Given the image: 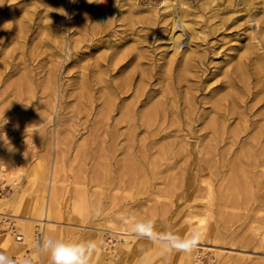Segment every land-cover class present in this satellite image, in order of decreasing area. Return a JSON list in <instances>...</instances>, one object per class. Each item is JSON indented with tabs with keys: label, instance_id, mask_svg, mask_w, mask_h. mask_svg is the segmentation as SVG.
Returning <instances> with one entry per match:
<instances>
[{
	"label": "rangeland",
	"instance_id": "374dc122",
	"mask_svg": "<svg viewBox=\"0 0 264 264\" xmlns=\"http://www.w3.org/2000/svg\"><path fill=\"white\" fill-rule=\"evenodd\" d=\"M162 1L0 0V26L22 23L34 37L27 51L38 40L48 42L37 48L40 58L19 66L21 53L14 58L11 52L17 40L0 54V186L6 190L0 196V253L50 264L36 247L41 237L51 236L91 243L89 264H264L259 189L241 180L234 185L235 161L215 171L214 134L204 127L212 114L199 122L194 114V130L183 126L182 112L170 114L177 120L161 132H134L126 123L113 127L120 110L103 117L101 99L90 108L72 84L77 65L112 48L144 53L140 67L160 64L164 74L171 68L183 74L191 54L198 61L206 52L212 70L220 64L225 69L234 47L264 40V0H178L160 7ZM180 17L185 26L176 31L172 25ZM90 43L99 46L90 49ZM74 45L86 50L78 62L70 57ZM216 77L199 97L210 96L208 86ZM195 82V77L187 81ZM152 84L158 86V80ZM97 118L105 127L94 126ZM236 121L230 129L237 128ZM230 139L219 150L228 148ZM243 139L233 146L235 154L245 152ZM228 156L235 160L234 153ZM223 197L234 203L221 205ZM193 240L198 243L190 248Z\"/></svg>",
	"mask_w": 264,
	"mask_h": 264
},
{
	"label": "bare ground",
	"instance_id": "6f19581e",
	"mask_svg": "<svg viewBox=\"0 0 264 264\" xmlns=\"http://www.w3.org/2000/svg\"><path fill=\"white\" fill-rule=\"evenodd\" d=\"M176 1L178 0H163L162 5H159L160 7L169 4L171 5ZM246 1L250 3L249 0ZM172 8L177 9L175 6H169V8L167 9L173 10ZM184 26V19H182L181 17L178 18L177 21L174 20L172 25L173 29H176V31H180ZM15 29H17L18 31L14 32ZM191 33L193 36L196 34L193 32ZM175 38L178 41L180 40L181 35H175ZM33 39L34 37H30L28 33H26V29L24 28L22 23H19L17 25H2L0 26V54H7L5 47L14 40H17L18 45L14 47L11 52H13L12 54L14 55L12 56H14V58H16V56L18 55L17 53H21L18 56V66L21 63L26 64V61L28 59L34 60L40 58L41 52L38 51L37 48H40V45L42 44H48V42L38 40V42L35 43V46L30 51H27L25 45L27 44V42L33 41ZM97 46H99V43L89 44L90 49L96 48ZM81 49L82 47H80L79 45H74V47L72 48L73 54L70 53V57L73 58V61L78 62L80 58H82L80 54H84L86 52V50ZM233 49L235 52H231L232 55L229 57L226 56V58L224 59L225 64L228 65L225 69H223V65L220 64L216 66V69L212 70L210 66L211 62L208 63L204 59L206 56H208V54L204 52L203 54L198 55V61H196V59L194 58L195 54H191L187 57V59L190 58L194 61L190 59L189 61H185L183 74L180 72L175 73L172 68L167 70V72L164 74L162 65L160 64L157 65L158 67H155L156 65L148 68L140 67V59L144 56V53H142L141 51L135 52L129 49L127 51H122L120 54V50H118L117 48H112L107 53H103L99 56L93 57L92 61L77 65V70L72 74V76L76 77V79H74L72 84L79 88V91L76 93L77 96L86 99L85 103L88 104L90 108H93L95 106V103L99 104V101L96 100L97 98L101 99V103L103 104V106L99 110V113L102 116L107 113H109L108 115L110 116L112 111L120 110V116L115 121H113V127L118 128L121 123H126V127L133 129L134 132L141 128H144L146 130L154 128L157 129V131L161 132L163 131V129L171 126L173 122L177 120H170V114L179 116L183 112V114L187 117V119H185L184 121L183 126L188 127L187 129L193 128L195 126V122H199L201 119H204L208 115L212 114L213 116L211 120L207 122L204 127L206 129H211L214 134L212 138L213 143L211 144V146L213 147V149H217L218 153L215 151L214 152L219 155L218 159L216 158L217 156L215 157L217 159V161H215L216 164L214 163V165L216 166L215 171L218 173L220 171V166L226 167L230 165L231 161H235V165H230L231 170H233L232 172H234V185H236L237 180H241L242 182L244 181L242 184L244 186L246 184H248V186L250 185L249 188L256 184L255 187H257L259 191L257 192L256 190L257 193H255L254 189V193L256 195L254 193L251 194L255 195V198L259 202V205H263L264 40L261 42H257L256 44L250 43L249 45H240L234 47ZM241 49L244 50L241 51ZM211 52L215 53V49ZM222 53L225 52L222 51ZM134 59H138V61L137 64L135 62V64L133 65ZM39 61L37 62V64L39 63ZM131 65L132 68L130 70H127V68ZM193 70L196 72L190 74L189 72ZM119 73H121L120 77ZM216 76H218V78ZM194 77L196 79V82L193 84H188L187 81L194 79ZM214 77H216L217 80L211 84L209 83V90L206 93L210 96L208 98L205 95L199 97L198 91L202 92V90L207 87L205 83ZM154 80H158V86H154L152 84ZM183 86L186 87L183 88ZM194 89L197 90V92ZM157 95L159 96L157 97ZM128 96H130L131 98L129 101H126ZM201 105L202 109L200 107ZM141 106H143L144 108L139 109V107ZM194 114H197V116L194 120L195 122H192ZM109 116H107V118ZM100 120L101 119L97 118V123L95 121L94 126H96V124H100L104 125L105 127L106 122L101 120V123H98ZM235 120H237V128L230 129L229 127L231 123H233ZM254 130L255 132L249 135V133ZM152 131H150V133ZM242 132H246V138L244 139L243 136L241 137ZM112 135L113 137H116V133L115 135L111 134L110 137ZM229 138H231V145L228 146V148L219 150V147L221 145L220 143L226 144V141ZM240 139H243V144L242 142L239 143L242 144L240 147L242 149L245 146L247 147L245 148V152L240 151L239 154H235V149H233V146L238 142V140L241 141ZM151 144L152 143H150L149 145ZM129 147L131 148V146ZM185 148H183V150H185ZM203 151L206 150L203 149ZM233 153L235 155V160H231V157L228 156L232 155ZM204 154L206 156L208 153ZM131 158L133 159L134 157ZM209 159L205 160L208 161ZM203 165L200 172H204V170L206 169ZM209 167V171L214 170L212 168V165ZM208 184L209 186L207 185V188L208 190H211L213 188L212 184L210 182ZM210 190L208 193H211ZM221 199V205H224L225 207H230L234 203L233 200L225 201L226 199L224 197ZM200 221H203V219H201ZM193 224L194 223L190 220V225L192 226ZM196 228L197 227H193V229H195L196 231L201 230L199 228Z\"/></svg>",
	"mask_w": 264,
	"mask_h": 264
},
{
	"label": "clouds",
	"instance_id": "9594fccd",
	"mask_svg": "<svg viewBox=\"0 0 264 264\" xmlns=\"http://www.w3.org/2000/svg\"><path fill=\"white\" fill-rule=\"evenodd\" d=\"M198 241L193 240L190 248L196 247ZM91 243H71L55 239L54 237H41L37 242L36 252L47 255L50 264H89L92 252ZM0 264H33L31 255L15 259L0 253Z\"/></svg>",
	"mask_w": 264,
	"mask_h": 264
},
{
	"label": "built area",
	"instance_id": "2783aa9c",
	"mask_svg": "<svg viewBox=\"0 0 264 264\" xmlns=\"http://www.w3.org/2000/svg\"><path fill=\"white\" fill-rule=\"evenodd\" d=\"M151 1L154 2V3L161 2V0H151ZM5 191H6L5 188H3V187L0 186V196L1 195H4Z\"/></svg>",
	"mask_w": 264,
	"mask_h": 264
}]
</instances>
